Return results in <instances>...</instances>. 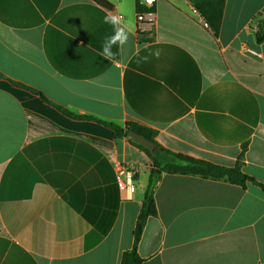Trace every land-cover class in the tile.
<instances>
[{
    "label": "crops",
    "instance_id": "1",
    "mask_svg": "<svg viewBox=\"0 0 264 264\" xmlns=\"http://www.w3.org/2000/svg\"><path fill=\"white\" fill-rule=\"evenodd\" d=\"M155 13L140 27L137 0H0V264H121L133 249L153 159L103 123L257 183L162 174L142 264H264V0ZM109 15L129 34L110 60ZM115 162L137 169L133 195Z\"/></svg>",
    "mask_w": 264,
    "mask_h": 264
},
{
    "label": "trees",
    "instance_id": "2",
    "mask_svg": "<svg viewBox=\"0 0 264 264\" xmlns=\"http://www.w3.org/2000/svg\"><path fill=\"white\" fill-rule=\"evenodd\" d=\"M144 11L142 7L137 4V13ZM256 40L258 44L264 43V19L260 20L257 24ZM3 76L0 74V79ZM17 86L26 88L24 85L19 83H13ZM35 94L42 97L44 101L47 99L43 94L30 90ZM92 120V118H84ZM109 128L113 129L117 136L126 137L129 131H134L136 133L144 135L147 139L153 141L156 145L155 138L157 133L155 131L137 126V125H127L126 130L108 123H103ZM141 149L145 150L153 159V169L150 174L148 187L145 192V198L143 202L142 211L138 217L136 229H135V243L131 251L125 252L122 257L121 264H142L143 260L140 258L137 248L144 232L147 220L150 217L157 215L156 201H155V188L159 181L161 180L162 174H173V175H185L200 177L206 180H222L229 182L234 185L245 186L248 182L256 183L254 179L243 173L241 166L237 165L235 168H227L219 165H215L203 160L188 157L186 155L171 153L159 145H157V152L152 154L151 151L144 148L141 145L136 144ZM261 186L264 189L263 185Z\"/></svg>",
    "mask_w": 264,
    "mask_h": 264
},
{
    "label": "built area",
    "instance_id": "3",
    "mask_svg": "<svg viewBox=\"0 0 264 264\" xmlns=\"http://www.w3.org/2000/svg\"><path fill=\"white\" fill-rule=\"evenodd\" d=\"M157 0H137V4L144 9L137 13V22L140 27L143 24L153 26L156 23V13H155V5ZM197 14L196 11H194ZM200 20L203 22L201 17ZM204 27L208 28V25L203 22ZM114 169L117 176V183L119 189L125 192L127 195L131 196L136 191V175L138 173L137 169L128 165H125L120 162L114 163Z\"/></svg>",
    "mask_w": 264,
    "mask_h": 264
},
{
    "label": "clouds",
    "instance_id": "4",
    "mask_svg": "<svg viewBox=\"0 0 264 264\" xmlns=\"http://www.w3.org/2000/svg\"><path fill=\"white\" fill-rule=\"evenodd\" d=\"M105 23L111 24L115 30V34L111 37L105 39L104 44L102 45V51L100 55L105 59H112L116 54L111 51L112 46L114 44H119L123 46L127 43L129 34L126 30L120 26L121 17L117 15H109L105 17ZM154 55L159 56V52L157 51ZM145 60L147 57L144 58Z\"/></svg>",
    "mask_w": 264,
    "mask_h": 264
},
{
    "label": "water",
    "instance_id": "5",
    "mask_svg": "<svg viewBox=\"0 0 264 264\" xmlns=\"http://www.w3.org/2000/svg\"><path fill=\"white\" fill-rule=\"evenodd\" d=\"M127 139L138 145L143 146L144 148L148 149L152 153L157 152V149H158L157 145L153 141L147 139L142 134L136 133L134 131H129L127 134Z\"/></svg>",
    "mask_w": 264,
    "mask_h": 264
}]
</instances>
